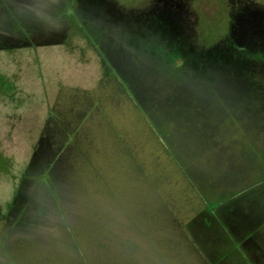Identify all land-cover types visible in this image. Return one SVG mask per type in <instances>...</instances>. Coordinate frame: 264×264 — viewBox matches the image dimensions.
<instances>
[{
	"label": "rangeland",
	"instance_id": "rangeland-1",
	"mask_svg": "<svg viewBox=\"0 0 264 264\" xmlns=\"http://www.w3.org/2000/svg\"><path fill=\"white\" fill-rule=\"evenodd\" d=\"M168 1L0 0V264H264V0Z\"/></svg>",
	"mask_w": 264,
	"mask_h": 264
},
{
	"label": "flooded vegetation",
	"instance_id": "flooded-vegetation-1",
	"mask_svg": "<svg viewBox=\"0 0 264 264\" xmlns=\"http://www.w3.org/2000/svg\"><path fill=\"white\" fill-rule=\"evenodd\" d=\"M141 2L142 1H140V4H143V2L142 3ZM166 4H167L168 8H176V7H179V6H181L182 4H185V3L183 1H181V0H170Z\"/></svg>",
	"mask_w": 264,
	"mask_h": 264
},
{
	"label": "trees",
	"instance_id": "trees-1",
	"mask_svg": "<svg viewBox=\"0 0 264 264\" xmlns=\"http://www.w3.org/2000/svg\"><path fill=\"white\" fill-rule=\"evenodd\" d=\"M4 47H7V46H4ZM8 48V47H7Z\"/></svg>",
	"mask_w": 264,
	"mask_h": 264
}]
</instances>
